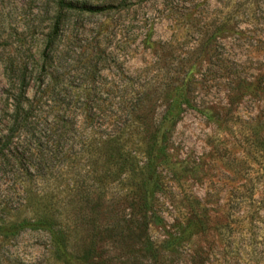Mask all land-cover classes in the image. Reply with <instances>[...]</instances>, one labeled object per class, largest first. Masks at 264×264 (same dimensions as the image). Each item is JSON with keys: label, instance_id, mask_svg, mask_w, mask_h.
Returning <instances> with one entry per match:
<instances>
[{"label": "trees", "instance_id": "16d2710c", "mask_svg": "<svg viewBox=\"0 0 264 264\" xmlns=\"http://www.w3.org/2000/svg\"><path fill=\"white\" fill-rule=\"evenodd\" d=\"M115 7L89 0H53L49 31L40 47L30 50L28 57L15 49L13 61L3 67L0 211L15 215L0 218V236L43 232L57 261L108 263L96 241V215L106 209L111 211L108 220L117 223L101 233L135 241L129 246L133 250L139 246V252L157 264L160 247L149 230L175 130L189 110H200L196 64L215 58L228 74L217 51L222 38L217 26L203 31L189 61L176 56L172 41L153 43L155 71L163 72L159 81L141 82L124 73L109 79L103 75L111 68L101 39L104 24L97 25L98 34L84 47L80 45L84 33L71 29L79 18L106 14ZM77 51L82 52L75 59ZM75 63H84L83 80L71 93L69 66ZM231 76L233 95H264V71L255 82L239 73ZM235 103L229 96V105ZM70 170L74 174L69 181L64 178ZM62 185L66 196L56 201L53 189ZM113 189L116 197L110 196ZM117 209L121 213L115 217Z\"/></svg>", "mask_w": 264, "mask_h": 264}, {"label": "rangeland", "instance_id": "374dc122", "mask_svg": "<svg viewBox=\"0 0 264 264\" xmlns=\"http://www.w3.org/2000/svg\"><path fill=\"white\" fill-rule=\"evenodd\" d=\"M89 1L116 6L106 14L79 18L71 29L84 33L80 41L84 47L98 34L97 25L104 24L101 39L111 68L103 75L109 79L124 73L141 82L159 81L163 72L155 71L153 43L172 41L176 56L189 61L203 31L222 28L217 51L228 74L215 58L196 64L200 110H189L175 130L149 235L160 247L157 264H264V95H233L229 90L234 85L231 75L239 73L255 82L264 71V0ZM52 5L53 0H0V109L6 98L3 67L13 61L15 49L28 57L30 50L40 47L49 31ZM83 69L84 63L69 66L71 93L81 85ZM229 96L236 101L234 106L229 105ZM71 171L64 179L70 181ZM63 185L53 189L56 201L66 196ZM116 193L113 189L110 196ZM110 213L99 209L96 215L103 261L152 264L139 246L134 250L129 246L135 241L101 233L117 223L108 220ZM120 213L117 209L112 214ZM9 215L15 214L0 211V218ZM0 264L83 263L57 261L46 234L27 231L0 236Z\"/></svg>", "mask_w": 264, "mask_h": 264}]
</instances>
